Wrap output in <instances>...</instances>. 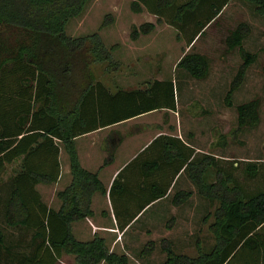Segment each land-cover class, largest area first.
<instances>
[{"label": "trees", "instance_id": "trees-1", "mask_svg": "<svg viewBox=\"0 0 264 264\" xmlns=\"http://www.w3.org/2000/svg\"><path fill=\"white\" fill-rule=\"evenodd\" d=\"M86 1L0 0V264H57L63 254L72 255L75 264H129L126 253L109 251L96 234L78 240L72 223L92 215L91 196L99 192L107 194L117 228L124 230L150 203L169 193L181 170L212 207L203 221L212 218L207 229L214 242L204 250L197 239L196 254L189 255L163 238L164 258L158 264H264V185L248 189L233 175L241 168L254 181L264 172V161L233 162L227 168L215 155L196 154L181 138L160 133L122 166L108 189L97 172L81 166L76 137L151 111H174L177 89L173 78H153L114 91L98 80L96 66H117L99 33H65V24ZM230 1L132 0L133 12L145 8L156 20L133 25L130 37L137 39L166 23L190 46ZM243 1L264 17V0ZM106 20L110 15L101 27ZM249 32L241 21L224 38L227 51L237 48L242 59L223 99L225 106L234 107L236 125L227 134L215 130L213 146L224 147L229 135L237 140L243 129L259 123L258 98L232 101L256 60L243 47ZM175 67L201 80L210 66L206 55L184 51ZM126 136L118 130L107 134L102 165L113 161ZM60 147L67 153L71 180L56 192L60 206L55 209L36 186L58 180ZM191 195L189 190L175 191L171 203L180 205ZM9 230L16 236L8 238ZM154 246L153 240L146 242L139 256H148Z\"/></svg>", "mask_w": 264, "mask_h": 264}, {"label": "rangeland", "instance_id": "rangeland-1", "mask_svg": "<svg viewBox=\"0 0 264 264\" xmlns=\"http://www.w3.org/2000/svg\"><path fill=\"white\" fill-rule=\"evenodd\" d=\"M131 1L87 0L82 11L71 17L65 24V33L70 37L98 32L104 46L110 50V56L117 66L115 69H107L102 65L96 66L97 79L112 91L120 87H138L153 78L175 79L176 109L168 111V135H177L184 142L197 147L199 151L195 149L196 154L215 155L220 164L227 168L233 162L261 161L263 163L264 17L254 11L251 3L231 0L215 22H212L190 46H186L183 39L177 38L176 30L166 23H158L151 32L137 39H131L130 30L133 25L138 26L143 22L156 20V17L145 8L140 12H133L130 9ZM107 15H110L111 20H106L107 23L101 27ZM241 21L246 22L250 27L249 34L243 40V47L255 53L256 60L246 70L242 84L233 93L232 101L238 104L258 98L260 119L256 127L243 129L237 140L229 135L227 145L217 147L212 145L215 141V130L227 134L236 125V111L234 107L225 106L223 99L242 59L237 48L227 51L224 38L227 32ZM184 51L199 52L208 57L210 67L206 78L194 79L184 70L175 67ZM156 116L152 113L145 116L147 118L141 119L149 120L148 118ZM169 125H172L170 131ZM135 127L138 125L129 127L127 131L130 132ZM103 134L105 132H100L97 136ZM143 137L144 135H141L129 140L123 150L127 152L132 143L140 141ZM103 139L105 142L106 136ZM80 141V144L86 142L82 139ZM62 151L61 179L51 184L39 185L41 197L52 208L60 202L53 190H61L69 184L65 181L69 175V162L63 148ZM123 154L118 153L115 160L117 163L126 160ZM81 155L85 156V153ZM233 175L248 189L264 185V172L254 181L245 178L241 168L234 170ZM105 180L107 186L108 184L110 186L111 182ZM178 189L189 190L192 195L182 205L173 206L171 196ZM210 210L212 207L208 200L198 193L187 171L182 170L176 176L167 197L155 202L145 216H140L136 222L127 226L125 231H131L133 239L132 246H127L129 264L160 263L164 258L160 248V241L163 238L171 241L177 252L195 255L197 239H200L203 249L208 250L214 242L213 236L207 229L212 218L204 222L203 217ZM171 217H174V220L170 223ZM78 227H82L84 231L77 230ZM93 230L95 228L89 220L74 224L75 237L81 241L93 238L95 235ZM11 233L16 236L15 231L9 230L8 238L12 237ZM145 234H148L147 237ZM150 240H153L155 244L154 250L148 256L140 257L141 248ZM57 264H75V262L72 255L63 254Z\"/></svg>", "mask_w": 264, "mask_h": 264}, {"label": "crops", "instance_id": "crops-1", "mask_svg": "<svg viewBox=\"0 0 264 264\" xmlns=\"http://www.w3.org/2000/svg\"><path fill=\"white\" fill-rule=\"evenodd\" d=\"M152 113H155L157 116L155 118H148L149 120L141 119L142 117L148 116L149 114H152ZM161 117H163V119H161ZM145 118H147V117H145ZM167 119H168L167 110H164V109L155 110V111H151L149 113L142 114V115L136 116L134 118L122 121L120 123H116V124H113V125L108 126V127L100 128V129H97L95 131H92V132H89L87 134L76 137L74 139V144H75V149H76V152H77L81 166L83 168L91 171V172H97L99 179L101 180V182L103 183L105 188L108 189L109 184L107 186L105 179L109 180V183H110L112 181L114 175L122 168V166L124 164H126L130 159H132L139 150H141L143 147H145L153 139L154 136H156L157 134H160V133L167 134V121H168ZM133 125H138V127L133 128V130L130 131L131 134H129L130 132H128L127 129L129 130V127H132ZM168 128L170 131L172 129V125H169ZM111 130H118V131L126 134L127 136L117 146L115 153H114L113 161L109 164L102 165L103 159L105 157V153L103 151V146L105 145V142H104L103 138L105 136H107V134ZM100 132H105V134H103L101 136H97V134ZM141 135H144V137L141 138L140 141L132 143L131 147H128L127 152H125L123 150V147H125L124 145L127 142H129V140L138 138ZM169 135H172V134H169ZM174 136H177V135H174ZM177 137H179V136H177ZM179 138H181V137H179ZM81 139L86 141V142L80 144ZM185 143L187 145L191 146L188 142H185ZM191 147H193V146H191ZM193 148L196 149V151H199V149L197 147H193ZM62 152H63L62 147H60V153H59L60 176H59L58 180H60L62 177V171H61V154H62ZM83 153H85V156L81 155ZM118 153H124L123 157L126 160H124L123 162L117 163V161H115V160H117L116 157H117ZM83 158H84V161H83ZM68 170H69V175H68V177L66 176L67 177V179L65 180L66 183L67 182L69 183L71 180L69 167H68ZM39 185L40 184H38L36 186L38 191H39ZM178 190H181V189H178ZM178 190H175V191H178ZM53 191L55 193L58 190L57 191L53 190ZM39 193H40V191H39ZM167 195L168 194H166V196H164L163 198H166ZM163 198H160V199H163ZM160 199H157V200L153 201L152 203H150L144 210H142L139 213V215L136 217V219L142 215L145 216V214H147L150 211L153 204ZM180 205H182V204H180ZM180 205H173V206H180ZM59 206H60V202L57 204L56 207H53V208L57 209V208H59ZM111 208H112V205H111L110 199L108 198L107 194L95 192L91 196V202H90V209L92 210V215L87 216L83 219L74 221L72 223V232L74 234V224H79L83 220H89L90 222L93 223V226L95 228V230H93L94 233L96 235L104 238L105 243H106L107 247L109 248V251L127 254V246H129V245L132 246V241H133V239L131 238V231L130 232H127L128 230L125 231L126 228H128V227H126L124 230H119L117 228L116 220L114 219L113 212H112ZM95 209H96V211H95ZM136 219L133 220L130 224L134 223V221L136 222L137 221ZM173 220H174V217H171L170 221L172 222ZM77 230L84 231L82 229V227H78ZM146 235H148V234H145V237H147ZM74 236H75V234H74Z\"/></svg>", "mask_w": 264, "mask_h": 264}]
</instances>
